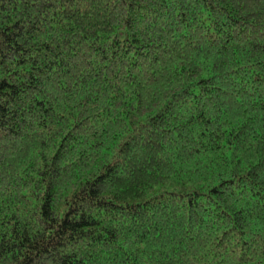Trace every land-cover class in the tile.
<instances>
[{"label":"trees","instance_id":"trees-1","mask_svg":"<svg viewBox=\"0 0 264 264\" xmlns=\"http://www.w3.org/2000/svg\"><path fill=\"white\" fill-rule=\"evenodd\" d=\"M0 264H264V0H0Z\"/></svg>","mask_w":264,"mask_h":264}]
</instances>
